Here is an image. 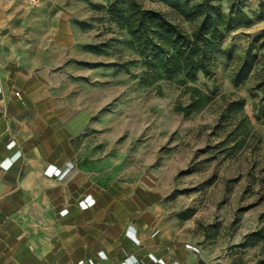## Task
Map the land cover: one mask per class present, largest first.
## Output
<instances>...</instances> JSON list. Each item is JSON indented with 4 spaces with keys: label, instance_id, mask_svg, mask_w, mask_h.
I'll list each match as a JSON object with an SVG mask.
<instances>
[{
    "label": "rangeland",
    "instance_id": "1",
    "mask_svg": "<svg viewBox=\"0 0 264 264\" xmlns=\"http://www.w3.org/2000/svg\"><path fill=\"white\" fill-rule=\"evenodd\" d=\"M244 1L252 21L226 34L210 74L185 80L147 71L101 0H0V57L46 69L92 111L91 128L73 143L89 183L146 181L164 193L142 233L149 230L145 245L154 234L164 240L179 264H264V102L256 88L264 18L253 19L259 0ZM58 22L72 44L53 36ZM249 52L257 62L235 85ZM47 222L41 215L32 230L46 234Z\"/></svg>",
    "mask_w": 264,
    "mask_h": 264
},
{
    "label": "crops",
    "instance_id": "2",
    "mask_svg": "<svg viewBox=\"0 0 264 264\" xmlns=\"http://www.w3.org/2000/svg\"><path fill=\"white\" fill-rule=\"evenodd\" d=\"M56 35L72 44L64 22ZM48 74L0 57V264H179L154 231L148 245L142 233L162 191L88 182L73 143L93 113ZM41 215L52 226L44 235L32 230Z\"/></svg>",
    "mask_w": 264,
    "mask_h": 264
},
{
    "label": "trees",
    "instance_id": "3",
    "mask_svg": "<svg viewBox=\"0 0 264 264\" xmlns=\"http://www.w3.org/2000/svg\"><path fill=\"white\" fill-rule=\"evenodd\" d=\"M226 1L101 0L100 6L107 20L126 34V47L147 71L165 79L194 80L198 74H210L213 53L226 34L252 21L244 0H229L224 7ZM258 7L253 19L261 20L264 1L259 0ZM257 58L247 53L233 75L235 85L248 77ZM256 88L262 92L258 100L264 102V64Z\"/></svg>",
    "mask_w": 264,
    "mask_h": 264
},
{
    "label": "built area",
    "instance_id": "4",
    "mask_svg": "<svg viewBox=\"0 0 264 264\" xmlns=\"http://www.w3.org/2000/svg\"><path fill=\"white\" fill-rule=\"evenodd\" d=\"M19 1L20 3L26 5V6H30V7H35L38 6L40 0H16Z\"/></svg>",
    "mask_w": 264,
    "mask_h": 264
}]
</instances>
